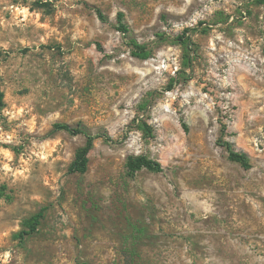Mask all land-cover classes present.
Listing matches in <instances>:
<instances>
[{
  "label": "rangeland",
  "instance_id": "obj_1",
  "mask_svg": "<svg viewBox=\"0 0 264 264\" xmlns=\"http://www.w3.org/2000/svg\"><path fill=\"white\" fill-rule=\"evenodd\" d=\"M0 94V264H264V0H0Z\"/></svg>",
  "mask_w": 264,
  "mask_h": 264
},
{
  "label": "trees",
  "instance_id": "obj_2",
  "mask_svg": "<svg viewBox=\"0 0 264 264\" xmlns=\"http://www.w3.org/2000/svg\"><path fill=\"white\" fill-rule=\"evenodd\" d=\"M37 5L41 7H48L49 3H36ZM97 16L103 23L107 22V18L104 15V13L97 9L96 10ZM117 21L118 26L117 30L121 32L124 35H127L129 33V27L125 23V16L122 12H119L117 14ZM192 29H185L180 35L177 36L176 40L177 42L181 43L182 45L192 48L194 46V43L191 39L190 32ZM131 46V54L133 57L141 60H147L151 57L152 51L145 45L140 44L135 39L130 40L129 42ZM99 48L100 45H98ZM187 65L191 64L190 58L188 57V60L186 61ZM173 85L170 87L172 88ZM3 95L0 94V101H2ZM56 131H66L72 136H78L83 135L86 137V144L82 148H80L75 155V158L71 165L69 166V172L70 173H79V174H85L88 171L89 168V155L92 149L94 148V144L98 139L104 140L105 142H111V143H118L119 141H115L106 133H98V134H91L87 130H85L82 127H71L67 124H56L54 126ZM140 130L143 131V134L146 138H153L154 130L151 125H149L146 121H142L139 124L138 127ZM227 133V127L225 124H222L221 126V139L219 142H222V145L226 148L229 154V160L236 162L240 164L244 169H250L251 163L248 155L244 152H240L234 148V145L229 141H222V137H224ZM127 138V134L123 137V139ZM141 170H148L153 173H162L164 171L162 165L154 161L152 159H149L145 155L140 156H130L126 163V171L129 176H135L138 172ZM1 196L4 195V193L0 194ZM11 197L8 198L10 200ZM45 214V209H41L34 215H32L29 219H27L24 222V229L20 233L16 235L17 238L23 239L26 236H31L35 234L38 230L39 225L41 224V220L43 219Z\"/></svg>",
  "mask_w": 264,
  "mask_h": 264
}]
</instances>
